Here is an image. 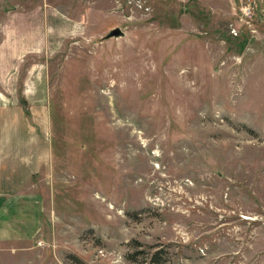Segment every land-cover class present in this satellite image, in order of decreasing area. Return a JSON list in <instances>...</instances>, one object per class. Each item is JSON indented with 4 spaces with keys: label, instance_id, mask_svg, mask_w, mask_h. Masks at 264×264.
I'll use <instances>...</instances> for the list:
<instances>
[{
    "label": "rangeland",
    "instance_id": "1",
    "mask_svg": "<svg viewBox=\"0 0 264 264\" xmlns=\"http://www.w3.org/2000/svg\"><path fill=\"white\" fill-rule=\"evenodd\" d=\"M244 1L0 0V134L52 142L0 264H264V0L254 35Z\"/></svg>",
    "mask_w": 264,
    "mask_h": 264
},
{
    "label": "crops",
    "instance_id": "2",
    "mask_svg": "<svg viewBox=\"0 0 264 264\" xmlns=\"http://www.w3.org/2000/svg\"><path fill=\"white\" fill-rule=\"evenodd\" d=\"M29 25V24H28ZM46 25L42 24L40 29L45 30ZM19 39L36 40L37 32L35 28L27 24L20 26ZM22 41V40H21ZM9 117L13 114L11 111L8 112ZM13 118V117H12ZM7 119V115H6ZM13 120H8L4 125L3 129L4 136L0 134V222L5 224L8 212L12 210L20 209L17 201L27 203L26 205L32 206L34 213H37L35 207L40 203L37 198L33 200L25 198L9 197V193L26 191L30 182V178L37 173L44 164L47 163L51 146H47V140H25L23 134V123L13 125ZM46 125V123H45ZM2 131H0L1 133ZM41 145L45 151L31 150L32 145ZM21 194V193H19ZM16 199V200H14Z\"/></svg>",
    "mask_w": 264,
    "mask_h": 264
},
{
    "label": "built area",
    "instance_id": "3",
    "mask_svg": "<svg viewBox=\"0 0 264 264\" xmlns=\"http://www.w3.org/2000/svg\"><path fill=\"white\" fill-rule=\"evenodd\" d=\"M239 22L242 27L247 28L252 35L257 29V8L255 0H245L240 8ZM237 33V32H235Z\"/></svg>",
    "mask_w": 264,
    "mask_h": 264
},
{
    "label": "water",
    "instance_id": "4",
    "mask_svg": "<svg viewBox=\"0 0 264 264\" xmlns=\"http://www.w3.org/2000/svg\"><path fill=\"white\" fill-rule=\"evenodd\" d=\"M123 35V30L120 27H117L109 32L106 38L114 37V36H121Z\"/></svg>",
    "mask_w": 264,
    "mask_h": 264
},
{
    "label": "trees",
    "instance_id": "5",
    "mask_svg": "<svg viewBox=\"0 0 264 264\" xmlns=\"http://www.w3.org/2000/svg\"><path fill=\"white\" fill-rule=\"evenodd\" d=\"M161 251L153 254L151 260L147 264H160Z\"/></svg>",
    "mask_w": 264,
    "mask_h": 264
}]
</instances>
